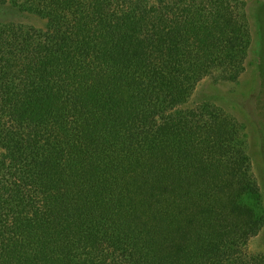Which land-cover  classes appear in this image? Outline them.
<instances>
[{
  "label": "trees",
  "instance_id": "obj_1",
  "mask_svg": "<svg viewBox=\"0 0 264 264\" xmlns=\"http://www.w3.org/2000/svg\"><path fill=\"white\" fill-rule=\"evenodd\" d=\"M0 24V264H264L235 120L188 107L235 82L243 0H9Z\"/></svg>",
  "mask_w": 264,
  "mask_h": 264
},
{
  "label": "rangeland",
  "instance_id": "obj_2",
  "mask_svg": "<svg viewBox=\"0 0 264 264\" xmlns=\"http://www.w3.org/2000/svg\"><path fill=\"white\" fill-rule=\"evenodd\" d=\"M246 4L251 49L245 68L235 82L206 78L197 86L188 104H210L236 121L240 141L249 156L260 188L264 209V0H243ZM13 22L45 30L47 21L40 15L24 12L9 0H0V24ZM247 252L264 254V228L252 238Z\"/></svg>",
  "mask_w": 264,
  "mask_h": 264
}]
</instances>
